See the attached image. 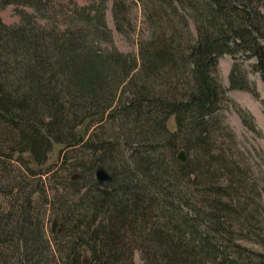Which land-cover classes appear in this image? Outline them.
<instances>
[{"label":"trees","instance_id":"trees-1","mask_svg":"<svg viewBox=\"0 0 264 264\" xmlns=\"http://www.w3.org/2000/svg\"><path fill=\"white\" fill-rule=\"evenodd\" d=\"M90 1L63 36L25 13L18 25L0 19V264H136V252L143 264H264V206L217 115L229 101L219 58L234 60L230 89L251 90L244 61L264 82V0ZM110 1L135 56L102 30ZM84 123L100 133L78 132ZM54 144L80 155L54 167L63 192L54 183L46 203L23 155L42 166ZM99 164L108 186L97 182Z\"/></svg>","mask_w":264,"mask_h":264},{"label":"rangeland","instance_id":"rangeland-1","mask_svg":"<svg viewBox=\"0 0 264 264\" xmlns=\"http://www.w3.org/2000/svg\"><path fill=\"white\" fill-rule=\"evenodd\" d=\"M1 3L2 0H0V19L5 25L13 26L20 24L21 14L25 13L31 16L33 26L62 36L70 31L74 32L81 26L80 20L75 16L74 11L84 9L91 5L90 0H34V6L25 3H9L6 6H2ZM111 4V1L107 4L105 17L106 27L102 26V30H104V34L107 32V37H109V35L112 37L111 41L116 50L124 55L129 54L135 56L137 53L135 36H125L116 30L111 12ZM91 15L92 13L90 15L88 14V16L85 15L84 19L91 17ZM102 47L108 50L111 48V45L102 44ZM233 63L234 60L229 55H224L218 60V74L220 76L221 84L226 91L225 96L229 101L222 106L217 112V115L222 118L224 123L228 125L234 133V144H231L230 140H226V145L231 147L232 154L238 157L240 167L246 169L247 173H249L251 183L260 194L264 206V82L261 80L259 74L252 70L251 65L254 61H244L243 67L247 71L248 79L252 88H250V91L230 89L229 73ZM237 107L250 114L255 127L254 130H251L242 123L237 113ZM167 126L171 131L175 130L173 117L168 120ZM88 128L89 129H87V124L84 123L76 129L78 132H85L86 134H91L97 129V131H99L98 133H100L98 125L93 124ZM85 129L87 130L84 131ZM63 149L64 148L61 144H54L49 152L47 162L42 166L36 165L28 153L23 155V158L28 162L27 167L31 171L36 173L39 172L40 175H38V177L40 176L42 178V181L48 188V195L44 202L52 201L54 191H52L51 188H53L55 184L58 186L59 192H63V186L61 184L56 182V180L54 182L55 184L52 183L54 180L51 176L56 170L54 167L59 166V163L64 159V155L68 158L69 165L72 164L74 161L73 159L77 157L75 155H80L78 152L77 154L76 152H68L67 150L64 152ZM9 169L14 175H22L26 172L25 168L18 163L11 164ZM46 171H48V173ZM72 172L74 175L79 174V170L71 171L70 173ZM59 175L65 176V173L60 171ZM34 181L33 183H35ZM1 187H3V185H1ZM5 193L6 192L3 191V189H0L1 209L7 207ZM45 205L46 204L44 203L43 208H45ZM50 212L51 210L46 212L47 215L44 217L46 224ZM47 227H49V223L46 225V228ZM85 254H87V252ZM134 259L136 264H143L141 255L138 252H136Z\"/></svg>","mask_w":264,"mask_h":264},{"label":"water","instance_id":"water-1","mask_svg":"<svg viewBox=\"0 0 264 264\" xmlns=\"http://www.w3.org/2000/svg\"><path fill=\"white\" fill-rule=\"evenodd\" d=\"M178 159L181 162H185L186 161V156L184 151H180L178 154ZM95 177L97 179V182L102 185V186H108L111 184L112 182V177L110 176V174L106 171V169L102 166V165H97L96 166V171H95Z\"/></svg>","mask_w":264,"mask_h":264}]
</instances>
